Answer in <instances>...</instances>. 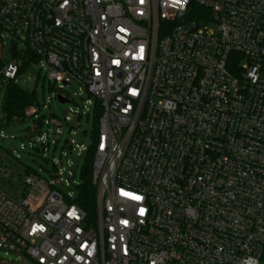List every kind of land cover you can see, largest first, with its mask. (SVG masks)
I'll list each match as a JSON object with an SVG mask.
<instances>
[{
	"label": "built area",
	"instance_id": "2783aa9c",
	"mask_svg": "<svg viewBox=\"0 0 264 264\" xmlns=\"http://www.w3.org/2000/svg\"><path fill=\"white\" fill-rule=\"evenodd\" d=\"M3 33L2 86L32 52L102 113L95 217L25 172L16 197L0 187V249L37 264H264V0H0Z\"/></svg>",
	"mask_w": 264,
	"mask_h": 264
},
{
	"label": "rangeland",
	"instance_id": "374dc122",
	"mask_svg": "<svg viewBox=\"0 0 264 264\" xmlns=\"http://www.w3.org/2000/svg\"><path fill=\"white\" fill-rule=\"evenodd\" d=\"M3 34L5 39H0V49L2 47L9 51L11 38ZM48 72L47 66L43 68L41 64L32 65L17 80L21 88L36 93L39 114L43 116V124L40 125L32 118L20 125H5V86L0 84V168L10 171L12 178H16V181L12 178L3 179L0 170V187L14 197L27 171L39 173L46 182L59 184L64 194L75 197L87 149L92 143L94 106L88 101L95 102V97L88 95L86 89L75 81L60 90L61 84L49 80ZM60 92L68 96L70 102L61 103L57 98ZM81 112L82 116L74 115ZM66 115L73 117L72 122H65ZM52 118L63 122V126L53 124ZM79 146L84 148L83 154H80ZM0 264L37 263L17 253H6L0 249Z\"/></svg>",
	"mask_w": 264,
	"mask_h": 264
},
{
	"label": "trees",
	"instance_id": "16d2710c",
	"mask_svg": "<svg viewBox=\"0 0 264 264\" xmlns=\"http://www.w3.org/2000/svg\"><path fill=\"white\" fill-rule=\"evenodd\" d=\"M199 10H203L197 7ZM38 62V57L32 52H27L24 56L23 63L19 70V76ZM39 106L35 92H30L21 88L17 81H11L5 84V95L3 100V115L7 127L20 125L28 119L26 108L30 106ZM102 113L100 103L95 101L94 119L95 125L92 131V142L96 141L99 132V117ZM33 119V118H32ZM43 116L38 119L42 123ZM34 120V119H33ZM94 162V146L87 149L85 164L82 167L80 184L77 185V196L75 203L80 205L93 218L96 215V187L92 180ZM29 172V171H27Z\"/></svg>",
	"mask_w": 264,
	"mask_h": 264
},
{
	"label": "water",
	"instance_id": "95a60500",
	"mask_svg": "<svg viewBox=\"0 0 264 264\" xmlns=\"http://www.w3.org/2000/svg\"><path fill=\"white\" fill-rule=\"evenodd\" d=\"M14 55H15V52H14V50H13V56H14ZM67 85H68V84H67ZM57 98H58V100H59L61 103L69 102L68 99L64 98V97L61 96V95H58Z\"/></svg>",
	"mask_w": 264,
	"mask_h": 264
}]
</instances>
